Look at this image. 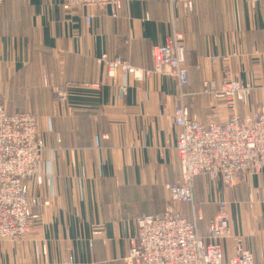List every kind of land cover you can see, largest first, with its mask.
I'll return each instance as SVG.
<instances>
[{"label":"crops","instance_id":"0c3cea01","mask_svg":"<svg viewBox=\"0 0 264 264\" xmlns=\"http://www.w3.org/2000/svg\"><path fill=\"white\" fill-rule=\"evenodd\" d=\"M63 2L0 4V104L8 113L36 115L45 148L43 183L28 181L39 201L36 217L20 243L0 239V264H125L135 218L166 209L165 186L180 177L177 83L157 74L142 81L121 72L107 77L102 55L150 69L152 48L176 31L183 37L184 103L192 117H229L224 102L202 93L204 80L225 76L254 85L236 104L239 115L264 110V0H191L190 7L121 0L116 14L111 6L66 10ZM53 87L66 92L70 113L55 102ZM193 195L202 212L201 236L224 202L229 236L221 241L223 262L233 255L236 237L255 261L264 257V167L232 187L198 175ZM176 210L190 218L187 205Z\"/></svg>","mask_w":264,"mask_h":264},{"label":"built area","instance_id":"2783aa9c","mask_svg":"<svg viewBox=\"0 0 264 264\" xmlns=\"http://www.w3.org/2000/svg\"><path fill=\"white\" fill-rule=\"evenodd\" d=\"M5 0H0V4ZM174 6L191 0H168ZM63 8H103L111 6L114 14L121 0H64ZM91 16L85 18L88 23ZM183 37L174 31L163 44L152 48V67L143 69L119 56L102 55L99 62L107 77L117 72L133 81H142L152 74L174 78L178 86V106L173 113L177 128L175 151L180 164V177L167 183L168 204L161 215H142L134 220V233L129 239L125 264H264V257L255 261L250 251L236 237L233 255L223 262L221 241L229 236V221L224 202L209 222L207 236L198 232L202 214L193 195L196 176L205 174L221 179L232 187L242 175L256 174L264 167V110L251 116L237 113L236 104L244 102L254 89L251 83L225 76L219 81L204 80L202 93L226 104L230 115L219 121L215 114L204 122L192 117L184 103V88L189 83L184 63ZM261 86L264 88V73ZM126 83L120 89L124 91ZM55 102L67 104L66 92L53 87ZM67 113L71 112L66 105ZM51 127L52 118H47ZM49 129L51 130V128ZM45 151L38 117L30 112L8 113L0 104V239L20 243L36 217L38 199L29 192V179L43 183L40 175L41 156ZM48 185L50 183L48 182ZM47 201L44 202V204ZM173 203L189 207L190 218L176 213ZM38 253V247H36ZM44 252L42 253V255ZM66 264V263H63Z\"/></svg>","mask_w":264,"mask_h":264},{"label":"rangeland","instance_id":"374dc122","mask_svg":"<svg viewBox=\"0 0 264 264\" xmlns=\"http://www.w3.org/2000/svg\"><path fill=\"white\" fill-rule=\"evenodd\" d=\"M177 33H178V32H177ZM42 131H43V129L40 127V133H41V136H42V134H43V132H42ZM179 204H181V203H173V205H172V206H173V207H174V209L176 210V206H177V205H179ZM197 208H198V207H197ZM198 209H199V208H198ZM199 210H200V209H199ZM176 211H177V210H176ZM200 212H201V210H200ZM201 214H202V212H201Z\"/></svg>","mask_w":264,"mask_h":264}]
</instances>
